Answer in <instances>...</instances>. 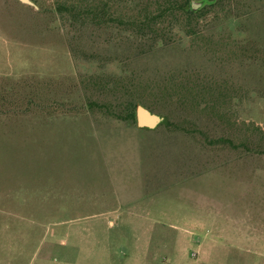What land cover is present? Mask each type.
I'll return each instance as SVG.
<instances>
[{"label": "rangeland", "instance_id": "obj_1", "mask_svg": "<svg viewBox=\"0 0 264 264\" xmlns=\"http://www.w3.org/2000/svg\"><path fill=\"white\" fill-rule=\"evenodd\" d=\"M30 1L0 0V264H107L70 234L145 212L205 220L209 264H264V0L143 34L165 0Z\"/></svg>", "mask_w": 264, "mask_h": 264}, {"label": "crops", "instance_id": "obj_2", "mask_svg": "<svg viewBox=\"0 0 264 264\" xmlns=\"http://www.w3.org/2000/svg\"><path fill=\"white\" fill-rule=\"evenodd\" d=\"M180 216L170 219L168 225L165 216H152L148 212L129 213L127 226L130 230L127 232L130 233L129 239L125 236V240L123 234H115L113 231L111 234H106L102 229H83L70 235L79 241H77L79 247L83 248L81 253H92L86 256V259H95L99 256L107 264H209L214 258L212 251L218 244L217 237L220 234L198 236L197 231L203 229L205 220L199 217ZM138 224L140 226H137ZM132 234L134 236L130 238ZM106 236L108 237L103 238ZM126 245L130 254L122 259L116 251L118 247H126ZM65 257L74 259L70 253L65 254ZM246 260L249 261L240 263L262 262L261 259L254 258Z\"/></svg>", "mask_w": 264, "mask_h": 264}, {"label": "trees", "instance_id": "obj_3", "mask_svg": "<svg viewBox=\"0 0 264 264\" xmlns=\"http://www.w3.org/2000/svg\"><path fill=\"white\" fill-rule=\"evenodd\" d=\"M192 1L193 0H165V5L162 8H159L157 10V16H150L151 13H145L143 14L140 12L137 16L134 18L129 19L127 21V25L129 28L137 30L140 32V34L147 33V29H150V32L154 28H150V26H157V21H162L165 18H171L174 19L179 23V21L184 20L185 21V27L188 28L190 26L192 20H197L200 18H203L206 16V10L208 6H217L219 3H221L223 0H202L203 6L199 8L198 10H194L192 7ZM74 4V3H73ZM75 5L67 6V3H61L59 4V11H66V12H73ZM150 12V11H148ZM120 24H125L123 20L121 19H114ZM154 32V31H152ZM192 29L189 30L187 34H192ZM137 107L138 104L135 102H130L129 109H128V115L127 119L132 120L134 123H137Z\"/></svg>", "mask_w": 264, "mask_h": 264}, {"label": "water", "instance_id": "obj_4", "mask_svg": "<svg viewBox=\"0 0 264 264\" xmlns=\"http://www.w3.org/2000/svg\"><path fill=\"white\" fill-rule=\"evenodd\" d=\"M24 3L33 5L30 0H21ZM203 6V2L195 3L192 2L194 10H198ZM137 124L140 128L155 129L164 122V118L152 113L148 108L143 105L137 107Z\"/></svg>", "mask_w": 264, "mask_h": 264}]
</instances>
